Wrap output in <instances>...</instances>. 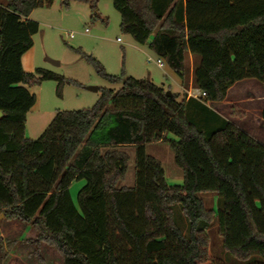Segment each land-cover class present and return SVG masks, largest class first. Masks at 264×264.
<instances>
[{"label": "trees", "instance_id": "1", "mask_svg": "<svg viewBox=\"0 0 264 264\" xmlns=\"http://www.w3.org/2000/svg\"><path fill=\"white\" fill-rule=\"evenodd\" d=\"M89 1L95 10L100 0ZM52 2L0 0V215L33 228L36 235L21 242L35 246L40 262L47 244L63 264H226L209 252L217 215L224 250L242 264H264V143L211 107L240 80L264 82V0H113L121 30L164 59L184 86L187 56L200 57L193 83L206 96L180 99L149 77L109 74L78 49L121 87L99 88L90 108L58 111L32 139L26 123L37 96L30 87L55 80L62 96L67 83L78 84L22 64L40 31L30 15ZM245 115L230 107L232 118ZM162 141L184 171L181 185H169L162 162L146 151ZM125 146L135 147L136 178L120 187L130 160ZM76 180L86 181L77 204ZM199 193L215 194L218 211ZM16 243L0 238V263Z\"/></svg>", "mask_w": 264, "mask_h": 264}, {"label": "rangeland", "instance_id": "2", "mask_svg": "<svg viewBox=\"0 0 264 264\" xmlns=\"http://www.w3.org/2000/svg\"><path fill=\"white\" fill-rule=\"evenodd\" d=\"M94 12H97L100 17L93 19ZM32 19L39 22L40 31L34 35V46L28 53L29 59L24 61V70L36 74L37 68H44L74 80L78 84L67 83L63 87L62 96L58 95V82L55 80H46L30 87V91L37 96V102L27 116V137L38 138L58 111L79 110L94 106L100 98L101 91L90 90V86L114 89L121 87V84H112L98 75L94 66L83 58L78 49L96 58L109 74L121 75L125 71L127 75L136 78L150 76L149 78L156 84H164L170 87L172 92L180 93L182 96L181 77L166 61L163 67L158 66V56L149 47L145 46V51H141L132 35L121 30V15L114 7L113 0H100L95 10L92 9L89 0H53L50 4L36 8ZM70 33H74L73 38L69 37ZM186 63L189 83L191 69L200 63V57L188 55ZM166 72L171 73L176 80L167 79ZM228 102L230 104L212 103L211 107L224 113L226 118L230 117L236 125L259 132L260 139L264 143V120L260 122L258 117L264 109V82L254 78L238 81L228 92L226 103ZM232 105H237L245 111L246 115L243 119L230 116ZM166 136L168 139L177 138L172 133ZM123 149L130 154V160L126 178L119 182V186H134L135 147L125 146ZM146 151L162 162L169 185L183 184L184 171L176 163L174 152L168 141L147 143ZM85 184V180H76L70 187L76 204L78 192ZM199 195L208 208L218 211L219 198L215 194L199 193ZM181 222L184 224L182 217ZM207 232L210 237L209 252L213 258L222 260L226 264H242L224 250L217 215ZM33 235L34 230L30 225L9 221L3 214L0 215V238L5 243L18 242ZM19 246H17L18 249H20ZM33 249L30 253L27 246L21 249V259L24 263L20 260L14 264H63L61 256L54 249H52L54 255L48 254L47 262L43 263L31 254ZM0 264H10V259Z\"/></svg>", "mask_w": 264, "mask_h": 264}, {"label": "crops", "instance_id": "3", "mask_svg": "<svg viewBox=\"0 0 264 264\" xmlns=\"http://www.w3.org/2000/svg\"><path fill=\"white\" fill-rule=\"evenodd\" d=\"M35 11V10H34ZM34 11L31 13V15H30V18H32V15H33V13H34ZM134 42H135V40H134ZM137 44V47L141 50V51H145L144 50V48H145V46H147V47H149L148 45H140V44H138V43H136ZM32 49V48H31ZM30 49V50H31ZM29 50V51H30ZM151 50V49H150ZM29 51L28 52H26L24 55H23V57H22V64H23V67H24V61L25 60H28L29 59V57H27V56H29L28 55V53H29ZM152 51V50H151ZM153 52V51H152ZM154 53V52H153ZM155 54V53H154ZM191 56V55H190ZM164 60V59H163ZM165 61V60H164ZM197 66V65H196ZM195 66V67H196ZM193 71H194V68H192L191 69V73H190V79H189V83L187 82V84L188 85H183L182 84V80H181V84H180V87H181V90H182V96H181V94H180V99L183 97V95H187V93H188V91L191 89V88H197V87H195L194 86V83H193ZM166 74V78L167 79H171V78H173V76L171 75V73H169V72H166L165 73ZM150 77V76H149ZM188 78V77H187ZM174 80H176L175 78H173ZM154 81V80H153ZM166 89L168 88V87H166L164 84H162ZM235 86V85H234ZM233 86V87H234ZM232 87V88H233ZM232 88H230V89H232ZM169 90H171V88L169 89ZM172 91V90H171ZM174 93V92H173ZM187 98H189L188 96H187ZM227 100H228V96H227V98H226V100L225 101H223V102H220V104H230V102H228V103H226L227 102ZM231 101H233V100H231ZM235 101V100H234ZM216 104V103H215ZM229 106V105H228ZM227 109V108H226ZM219 114H221L223 117H225V115H224V113H222V112H220L219 110H216ZM225 112H227L226 110H225ZM258 117H259V121L260 122H263L262 120V118L260 117V113L258 114ZM228 119H230L229 117H228ZM238 126V125H237ZM240 127V126H239ZM240 128H242V127H240ZM242 129H244L245 131H247L249 134H251L254 138H256V139H258V140H260L261 141V139H260V136H259V132H255L254 130L253 131H251V130H247V129H245V128H242ZM257 131H259L258 129H256ZM262 142V141H261ZM36 235V232L34 231V235L33 236H31V237H29V238H33L34 236ZM29 238H26V239H29ZM18 243H20V244H18ZM20 245L19 246V248L20 249H18L17 248V246L18 245ZM15 245H17L16 247L14 246V248L12 249V250H10L9 251V258L8 259H10V264H14V263H16L17 261H20L21 260V262H23V259H21L22 257H21V255H22V250L21 249H24L26 246L29 248V253L31 252L30 250L32 249V248H34L35 249V246L34 245H31V244H27V243H22L21 241H18ZM46 246H48L47 244H42L41 245V256H42V258H43V262H47V256H48V254H53L54 255V252H52V249H50L49 247H46ZM34 249H33V251H34ZM33 251H32V255H34L33 254ZM56 256V255H55ZM43 262H41V263H43ZM24 263V262H23Z\"/></svg>", "mask_w": 264, "mask_h": 264}, {"label": "built area", "instance_id": "4", "mask_svg": "<svg viewBox=\"0 0 264 264\" xmlns=\"http://www.w3.org/2000/svg\"><path fill=\"white\" fill-rule=\"evenodd\" d=\"M69 37L73 38L74 37V33H70ZM119 40H120V38H119ZM157 64H158V66L163 67L164 66V60L162 58H158L157 59ZM187 96L188 97L199 98V97H205L206 93L201 91L199 88H191L188 91Z\"/></svg>", "mask_w": 264, "mask_h": 264}, {"label": "water", "instance_id": "5", "mask_svg": "<svg viewBox=\"0 0 264 264\" xmlns=\"http://www.w3.org/2000/svg\"><path fill=\"white\" fill-rule=\"evenodd\" d=\"M90 90H93V91H99V88L96 87V86H90L89 87ZM167 95L171 96L172 95V91L171 90H167ZM0 116H2V112L0 111Z\"/></svg>", "mask_w": 264, "mask_h": 264}]
</instances>
